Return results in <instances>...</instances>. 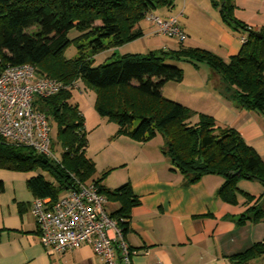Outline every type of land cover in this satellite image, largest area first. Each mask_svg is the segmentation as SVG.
I'll use <instances>...</instances> for the list:
<instances>
[{
  "label": "trees",
  "instance_id": "16d2710c",
  "mask_svg": "<svg viewBox=\"0 0 264 264\" xmlns=\"http://www.w3.org/2000/svg\"><path fill=\"white\" fill-rule=\"evenodd\" d=\"M175 0H0V74L7 66L31 65L41 75L68 86L82 81L95 92V109L100 117L117 126L114 136H125L146 143L160 137L161 154L170 171L186 184L205 176H218L223 183L217 196L225 203H236L237 183L257 181L264 188V162L241 135L216 124L209 115L197 113L161 94L168 82L180 83L183 71L173 63L188 62L195 68L206 65L218 77L219 93L236 108L264 116V28L254 31L233 16V0H216L222 22L235 32L244 31L245 41L238 54L227 61L201 48L156 49L146 54L115 56L97 67L82 52L86 42L91 54L119 47L142 37L139 23L157 8L172 9ZM30 29L34 32L28 33ZM77 38L69 40V31ZM260 34V36H257ZM74 44L77 56L63 59ZM171 63V64H170ZM70 92L62 90L36 102L37 108L57 125L62 148L61 161L43 162L31 149L0 138V169L17 172H44L28 182L35 198L57 200L77 179L86 183L94 164L85 155L86 132L81 113L68 104ZM196 121H193L194 117ZM51 149H53L51 142ZM104 175L92 180L107 201L119 204L108 214L122 235L128 229L130 209L139 204L128 183L114 190L102 186ZM2 185L0 183V192ZM248 197V196H246ZM262 201L249 209L251 220L263 214ZM247 213L239 222L249 220ZM264 255V243L230 257L232 264H244Z\"/></svg>",
  "mask_w": 264,
  "mask_h": 264
},
{
  "label": "crops",
  "instance_id": "0c3cea01",
  "mask_svg": "<svg viewBox=\"0 0 264 264\" xmlns=\"http://www.w3.org/2000/svg\"><path fill=\"white\" fill-rule=\"evenodd\" d=\"M213 1L216 0H211V6L217 16H204V26L200 28L204 38H211L210 42L203 41L204 44L199 43L195 48L208 50L227 61L238 54L242 45L240 38L246 33L235 32L225 25L219 7H214ZM233 5V16L243 26L254 31L264 28V0H233ZM162 9L170 12L174 8ZM164 16L172 15L165 13ZM158 48L176 50L179 47L172 49L167 42H162ZM195 71L199 72L200 66ZM208 73L206 80L213 77L215 82L210 86L202 79L203 86L208 89L209 85L211 89L208 95H202L213 97L214 109L184 106L197 113L209 114L216 121L217 109L231 114L234 123H223L222 120L216 124L236 130L264 162V116L236 108L219 93L214 74ZM198 95L195 92L191 97L202 100ZM234 109L239 114H232ZM101 122L97 128L101 127ZM108 126L104 132L106 139L113 138L117 132L116 125ZM116 138L120 139L121 148L104 157L99 171L109 172L102 186L114 190L128 183L139 201L130 209L128 229L122 235L130 250L131 264H232L231 256L243 253L254 244L264 243V212L253 221L249 211L262 201L264 188L260 183L239 181L236 203L231 205L217 196L222 178L210 175L197 183L186 184L178 173L170 171L169 161L160 151V137L146 143L134 142L125 136ZM87 148L88 139L85 155ZM38 175L48 178L46 173L39 171L0 169V264H103L90 245L53 254L40 244L30 211L35 195L28 187L29 180ZM261 207L264 209V204ZM118 209V203L106 200L107 214ZM246 213L249 220L239 222ZM109 235L114 233L109 231ZM244 264H264V255Z\"/></svg>",
  "mask_w": 264,
  "mask_h": 264
},
{
  "label": "built area",
  "instance_id": "2783aa9c",
  "mask_svg": "<svg viewBox=\"0 0 264 264\" xmlns=\"http://www.w3.org/2000/svg\"><path fill=\"white\" fill-rule=\"evenodd\" d=\"M144 19L160 37L179 42L186 39L177 16L162 18L149 12ZM240 41L243 43L245 36ZM67 89L69 86L39 74L31 65L7 66L0 74V138L29 148L42 158L55 159L48 117L36 102ZM105 203L106 198L93 183L77 179L55 201L35 198L30 211L40 244L53 254L90 245L103 264H131L122 231L108 216ZM109 231L114 235L110 236Z\"/></svg>",
  "mask_w": 264,
  "mask_h": 264
},
{
  "label": "rangeland",
  "instance_id": "374dc122",
  "mask_svg": "<svg viewBox=\"0 0 264 264\" xmlns=\"http://www.w3.org/2000/svg\"><path fill=\"white\" fill-rule=\"evenodd\" d=\"M175 6H173V10L170 12H166V10L161 7L154 10L152 13L159 17H165V13H169L172 16L178 17V23L180 28L184 31L187 36L183 41L182 45L186 48H195L197 44L203 43V41L210 42L208 37H203L200 28L204 26V16L211 17L217 16L216 11H213L211 6V0H176ZM214 14V15H213ZM139 27L143 33L142 37L131 41L129 43H125L119 47L111 49L110 51H103L96 55L90 53L87 48L86 42H82L81 48L82 52H84V56L88 59L93 60V66L97 67L104 63L110 62L113 54L115 56H121L125 54H141L144 55L148 51L161 49L162 42H167L172 49H176L179 47L180 42L175 38H164L154 34V30L152 27L143 19L139 23ZM35 29H30L27 32H34ZM78 32L76 30L69 31L67 38L69 40H74L77 38ZM144 36V37H143ZM189 36V37H188ZM214 37V35H213ZM214 41V40H213ZM207 43V42H205ZM215 44V43H213ZM202 49V48H201ZM78 49L74 44H71L63 53V59L70 60L77 56ZM171 64V63H170ZM183 71V80L180 83L168 82L164 85L162 89V95L176 103H180L182 105H192L198 106L202 109H206L207 107L210 109L214 105L213 97H205L204 95H208V91L210 89L209 85L214 83L213 77H210V81L206 80L208 76V72H212L214 74V78L218 77L215 75L213 71H211L206 65H200V71H195V68L192 64L188 62H180L173 63ZM202 79H204L209 85L208 89H206L203 85ZM219 83V80H218ZM70 92V97L68 98V104L72 106H76L78 111L81 113L85 132L87 134L88 139V148L86 151V155L94 164V173L93 176L87 180L90 183L92 180H96L101 178L104 175V179L109 174V172H101L100 165L102 160L106 155H109L113 151H117L118 148H121V141L117 140V138H105L104 132L109 128L108 125L113 126L114 123L109 121L107 118L100 117L95 109V100L96 95L95 92L88 88L82 81L77 80L76 82H72L68 84ZM67 86V87H68ZM75 86L74 88H72ZM206 91V92H205ZM195 92L202 100L196 99L194 97ZM203 96V97H202ZM212 96V95H211ZM216 96V95H215ZM214 96V97H215ZM232 114H239L238 110L234 109ZM215 114L217 115V123H234L235 118L231 116V114H227V112H223L220 109H217ZM256 114V113H254ZM209 115V114H205ZM210 116V115H209ZM197 117L195 116L193 121H196ZM102 121L101 127L97 128L98 123ZM48 122L50 125V138L53 146V154L55 159L51 161V164L56 165V163L61 161L62 148L57 138V125L54 122L51 116H48ZM217 123V124H218ZM122 140V139H121ZM51 180L50 177H48Z\"/></svg>",
  "mask_w": 264,
  "mask_h": 264
},
{
  "label": "water",
  "instance_id": "95a60500",
  "mask_svg": "<svg viewBox=\"0 0 264 264\" xmlns=\"http://www.w3.org/2000/svg\"><path fill=\"white\" fill-rule=\"evenodd\" d=\"M257 36H260V34H257ZM38 158H39V159H42L43 162H46V159L42 158V156L38 155Z\"/></svg>",
  "mask_w": 264,
  "mask_h": 264
}]
</instances>
